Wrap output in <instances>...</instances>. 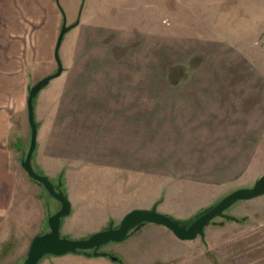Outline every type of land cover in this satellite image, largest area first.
<instances>
[{"label": "rangeland", "instance_id": "obj_1", "mask_svg": "<svg viewBox=\"0 0 264 264\" xmlns=\"http://www.w3.org/2000/svg\"><path fill=\"white\" fill-rule=\"evenodd\" d=\"M57 3L66 26L78 25L64 34L59 47L65 75L39 91L34 107L41 98L55 101L52 97L64 91L74 93L76 106H84L79 96L86 94L81 102L92 109L83 127L72 130L69 155L59 160L71 187L70 209L72 201L70 215L61 221V237L86 239L158 201L159 214L187 225L264 175V0ZM10 12L12 4L0 2V110L9 114V141L27 182L26 200H43L50 216L60 204L20 166L30 130L26 107L20 112L18 102L57 65L23 58L34 40L39 47L48 43V35L39 32L38 19L23 18L13 26ZM18 53L26 61L25 96L20 97V85L4 68ZM121 141L132 162L119 170L112 148ZM224 214L235 221L212 220L203 240L181 241L168 231L159 236L147 232L152 225L145 224L103 246L107 257L46 256L38 264H264V195L239 201ZM8 231L14 233L12 227ZM8 231L0 227V264H21L39 234L30 239L21 228L14 242L3 241L11 237H5ZM47 231L46 221L39 233ZM253 235L259 236L258 249L248 244Z\"/></svg>", "mask_w": 264, "mask_h": 264}, {"label": "crops", "instance_id": "obj_2", "mask_svg": "<svg viewBox=\"0 0 264 264\" xmlns=\"http://www.w3.org/2000/svg\"><path fill=\"white\" fill-rule=\"evenodd\" d=\"M0 2L12 4L13 12H10L11 16L9 18L13 19V26H20L21 22L18 21L22 20L23 18L34 20V23L37 19L40 20V25L38 21L39 26L37 28L39 29L40 33L48 35L49 41L45 45L42 44V46L39 47L36 40H34V48L32 47L27 49L28 56L23 55V58H27V62L35 63V65H37L36 63L38 61L40 64H45L46 66L51 67L54 60L55 46L53 47V44H56L57 35L59 34L64 22V18L62 15L63 10L58 5L57 0H0ZM45 20L48 23L45 24ZM76 24L78 25V22H75V26H77ZM35 34L38 33L35 32ZM21 50L22 49L19 46V52H21ZM23 58L21 57V53H18L17 56L13 57L12 63H6V66L4 67L5 69L10 70L12 81L17 82L20 85L18 86V91L20 92H18L19 97L23 93L25 96L24 84L26 82L24 72L26 68V61L24 62ZM64 75L65 74L62 71L60 76ZM85 75L86 74H78L76 75V77H85ZM0 78L3 79L4 77L0 76ZM21 83L23 84L22 86ZM21 87H23V89H21ZM3 94H5V91L1 92V95ZM70 94L74 93L59 91L54 97H52L55 99V101L47 100V98L44 97L41 98V100L37 104H35L34 120L37 127V136H39V138L37 142L36 154L35 156H33L34 158L32 157L33 168L39 173H43L54 185H58L59 187H61L64 193H67L66 196H68V192L71 187H68V178H66L68 177V174L66 173L67 171L63 163L64 161L60 162L59 160L64 158V156L67 157L69 155L68 140L71 137L70 135L72 134V130L81 126V123L86 120L85 115L92 111V109L86 107L87 104L85 102H81L82 98L85 99L86 94H84L83 96H79V102L81 104H84V106H76V103L72 101L74 97H70ZM93 97L94 96H92V98ZM86 98L91 97L88 96ZM24 100H22V102L21 100L18 102V109L20 112L23 111L24 106L26 107L27 96H25ZM8 117L9 114L7 113L6 109L1 106L0 227L6 228L7 231L9 227L13 228L14 233L12 231H8V233L5 234V237H11L3 241L14 242L15 239H13V236L19 237L21 228H23L28 233L26 235L28 238L30 237V239L35 234H40L39 231L41 227L44 226L47 221L48 214L51 213L49 212L48 207H44V203L42 202L43 200H41L42 205L35 202V200L32 202L26 200V188L24 185H26L27 182L24 181V178L21 176L20 171L15 166L16 153L14 152L15 150L12 148V145L9 141L10 129L8 126ZM82 127L83 126H81L80 129ZM112 149H115L112 155V160L114 162V165H116L119 170H122L127 162L131 164L132 157L130 152L128 151L126 141H121V143L116 144ZM73 175L75 174L73 173ZM70 177L72 178V174L70 175ZM32 189H34L35 191L39 190L38 188H34L33 186ZM38 194L39 192H37V195ZM70 202L72 209V201ZM59 209L60 205L56 207L55 212ZM37 225L40 226L39 231L35 229ZM151 225L152 226L148 228L147 232H154L159 236L160 233H162V235H168V230L166 228H160L162 226L159 225ZM145 229L146 228H144V230ZM254 235L252 237V241L248 240V244L252 245V249H254V247L258 249L260 248V242L255 241L259 240V236ZM237 241L239 242V236L236 238L235 242ZM237 252H240V249ZM222 253L225 254V250H223ZM82 257L83 258L81 259H85L92 256L83 255ZM221 258L223 259V255Z\"/></svg>", "mask_w": 264, "mask_h": 264}, {"label": "water", "instance_id": "obj_3", "mask_svg": "<svg viewBox=\"0 0 264 264\" xmlns=\"http://www.w3.org/2000/svg\"><path fill=\"white\" fill-rule=\"evenodd\" d=\"M74 26H66L64 21L57 36L54 48V60L57 65L56 72L36 82L27 92L26 110L30 140L28 150L20 160V166L31 180L42 185L48 195L59 202L60 209L48 216V231L33 237L29 244L26 258L21 264H38L46 256L61 257L68 254L89 256L88 251H90L92 257H107L106 253L99 251L103 246L122 241L132 230L143 224L162 226L181 241H192L198 236L203 240L204 228L212 220L219 218L235 221L233 217L224 214L232 205L239 201H248L264 195L263 175L254 182L250 189H238L226 195L215 206L195 219L188 227H183L171 218L159 214L156 211L160 202L158 201L148 210L136 209L130 211L123 217L118 226L113 227L110 225L107 229L90 235L86 239L70 240L61 237V220L70 214V203L59 187H55L46 176L40 175L32 166V156L36 147L37 136V127L34 121V99L39 91L47 86L51 80L61 75L63 69L58 55L59 47L64 34ZM112 260H116V258L112 257Z\"/></svg>", "mask_w": 264, "mask_h": 264}, {"label": "bare ground", "instance_id": "obj_4", "mask_svg": "<svg viewBox=\"0 0 264 264\" xmlns=\"http://www.w3.org/2000/svg\"><path fill=\"white\" fill-rule=\"evenodd\" d=\"M63 69V68H62ZM57 70V69H56ZM63 71V70H62ZM56 72V71H55ZM36 124V123H35ZM30 130V129H29ZM34 153V152H33ZM33 157V156H32ZM35 170V169H34ZM36 171V170H35ZM37 172V171H36ZM40 174V173H39ZM40 175H43V174H40ZM30 179V178H29ZM33 181V180H32ZM35 182V181H34ZM37 183V182H36ZM52 183V182H51ZM37 184H39V183H37ZM53 184V183H52ZM40 185V184H39ZM54 185V184H53ZM55 187H59L58 185H54ZM41 187H42V189L44 190V188H43V186L41 185ZM59 189L61 190V187H59ZM45 191V190H44ZM46 192V191H45ZM63 192V191H62ZM47 193V192H46ZM64 193V192H63ZM48 194V193H47ZM51 197V196H50ZM67 197V196H66ZM52 198V197H51ZM53 199V198H52ZM56 201V200H55ZM59 203V202H58ZM211 209V208H210ZM148 210V209H147ZM57 212V211H56ZM207 212V211H206ZM202 215V214H201ZM199 217V216H198ZM197 217V218H198ZM196 218V219H197ZM62 221V220H61ZM190 225V224H189ZM188 225V226H189ZM182 226V225H181ZM187 226V227H188ZM184 227V226H183ZM40 235V234H39ZM37 236V235H36ZM35 237V236H34ZM33 239V238H32ZM100 251V250H99ZM88 253H90V251H88ZM82 255V254H81Z\"/></svg>", "mask_w": 264, "mask_h": 264}, {"label": "trees", "instance_id": "obj_5", "mask_svg": "<svg viewBox=\"0 0 264 264\" xmlns=\"http://www.w3.org/2000/svg\"><path fill=\"white\" fill-rule=\"evenodd\" d=\"M62 25H63V24H62ZM69 30H70V29H69ZM69 30H68V31H69ZM40 174H42V173H40ZM39 186L41 187V185H39ZM209 209H210V208H209ZM209 209H206L205 212L208 211ZM203 213H204V212H203ZM203 213H202V214H203ZM200 215H201V214L197 215V216L195 217V219H196L198 216H200ZM191 222H192V221H191ZM191 222H190L189 224H191ZM178 224H180V223H178ZM189 224H187V225H183V226H184V227H187ZM143 225H145V224H143ZM143 225H141V226H143ZM141 226H139L138 228H140ZM138 228H136V229H134V230H132V231H135V230H137ZM132 231H131V232H132ZM82 255H83V254H82ZM88 255L91 256L90 253H88ZM107 255H108V254H107Z\"/></svg>", "mask_w": 264, "mask_h": 264}]
</instances>
